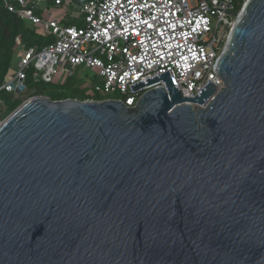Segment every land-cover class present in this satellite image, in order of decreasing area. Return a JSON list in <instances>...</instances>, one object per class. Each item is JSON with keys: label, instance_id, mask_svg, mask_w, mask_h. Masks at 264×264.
Here are the masks:
<instances>
[{"label": "water", "instance_id": "95a60500", "mask_svg": "<svg viewBox=\"0 0 264 264\" xmlns=\"http://www.w3.org/2000/svg\"><path fill=\"white\" fill-rule=\"evenodd\" d=\"M235 16L218 90L164 76L134 107L42 95L0 122V264H264V0Z\"/></svg>", "mask_w": 264, "mask_h": 264}, {"label": "built area", "instance_id": "2783aa9c", "mask_svg": "<svg viewBox=\"0 0 264 264\" xmlns=\"http://www.w3.org/2000/svg\"><path fill=\"white\" fill-rule=\"evenodd\" d=\"M189 1L1 0L53 41L37 49L17 38V64L0 90L14 93L10 84L24 86L29 71L35 83L50 84L59 73L70 77L80 69L94 70L99 79L85 84L87 94L114 96L128 107L145 91L166 90L164 76L185 98L199 96L207 83L218 90L216 63L224 30L238 14L235 0Z\"/></svg>", "mask_w": 264, "mask_h": 264}, {"label": "trees", "instance_id": "16d2710c", "mask_svg": "<svg viewBox=\"0 0 264 264\" xmlns=\"http://www.w3.org/2000/svg\"><path fill=\"white\" fill-rule=\"evenodd\" d=\"M245 0H235L234 10L238 13ZM21 40L26 48L40 49L42 46L53 41L52 37H41L35 27L20 20L15 14L8 12L2 6L0 0V88L8 81L12 72V62L16 53V39ZM72 76L61 85H51L43 82L35 83L32 79L31 71L27 73V79L24 83L25 90L20 93L21 96H15L14 93H7L0 90V100L3 107L0 108V122L8 117L23 102L22 97L48 96L51 100L76 99L79 101H102L104 98L98 94L89 95L83 89V84H74ZM116 97H111V99Z\"/></svg>", "mask_w": 264, "mask_h": 264}, {"label": "rangeland", "instance_id": "374dc122", "mask_svg": "<svg viewBox=\"0 0 264 264\" xmlns=\"http://www.w3.org/2000/svg\"><path fill=\"white\" fill-rule=\"evenodd\" d=\"M246 1V0H245ZM244 1V2H245ZM243 2V4H244ZM190 5H194V1L193 0H190L189 1ZM242 4V6H243ZM242 9V7H241ZM241 9L239 10V12L241 11ZM238 12V13H239ZM73 17H80L79 15L74 14ZM43 18L46 20L48 18V15L47 14H44L43 15ZM236 19H233V22L231 23V25H229L225 30H224V33H223V38H222V48L221 50L224 48L225 44L227 43V40H228V37L230 35V31L232 29V26L234 25ZM16 55H17V51L15 53V56H14V59H13V62H12V68H11V72L13 73L14 72V69L16 67V64H17V58H16ZM72 82L74 84H83L82 87H85L86 83L88 84H93V83H98L99 82V79L97 78V72H95L94 70H88V69H80V70H77L75 71L72 75ZM68 79H70V77L68 76V74H58L54 77V80H53V84L51 85H61L63 83H65ZM18 95H22V94H18ZM17 94H15V96H18ZM48 97V96H47ZM23 98V102L27 101L30 97H22ZM22 102V103H23Z\"/></svg>", "mask_w": 264, "mask_h": 264}]
</instances>
